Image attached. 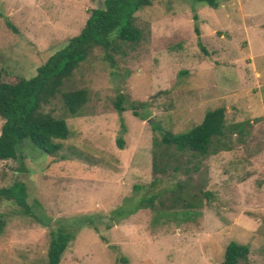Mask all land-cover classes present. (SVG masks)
Instances as JSON below:
<instances>
[{
    "label": "rangeland",
    "instance_id": "374dc122",
    "mask_svg": "<svg viewBox=\"0 0 264 264\" xmlns=\"http://www.w3.org/2000/svg\"><path fill=\"white\" fill-rule=\"evenodd\" d=\"M104 1L0 0V72L35 76ZM217 3L153 0L138 13V46L114 68L97 50L76 73L90 94L87 114L68 118L61 151L50 156L26 139L16 160L0 161V188L24 183L32 210L0 205V264H48L60 225L76 236L61 264H219L231 242L264 264V0ZM121 93L123 113L114 105ZM219 108L226 126L243 130L227 129L230 150L192 174L200 199L181 211L168 191L183 175L154 183V127L189 132ZM155 195L154 207L125 215Z\"/></svg>",
    "mask_w": 264,
    "mask_h": 264
},
{
    "label": "trees",
    "instance_id": "16d2710c",
    "mask_svg": "<svg viewBox=\"0 0 264 264\" xmlns=\"http://www.w3.org/2000/svg\"><path fill=\"white\" fill-rule=\"evenodd\" d=\"M198 1L212 8L219 7L217 0ZM152 4L153 0H105L103 7L90 11L81 33L56 51L37 69L35 76L28 79L9 71L0 72V118L4 120L0 134V161L16 160L18 147L26 139L50 156L61 151L60 141L72 136L68 118L87 114L90 94L88 89L76 87V73L91 55L97 54V50H100L101 61L114 68L117 56L125 55L128 46H138L143 41L144 31L138 26V13ZM8 25L13 28L10 23ZM125 102L122 93L116 97L114 105L119 113L127 110ZM225 113L224 108L210 111L200 125L184 133L175 134L161 126L154 127V132L160 135H156L153 141L154 183L163 177L183 175H180L183 180L179 179L168 191L172 205L181 211L194 209L193 202L200 199L197 190L192 191V174L201 171L199 165L204 159L230 150L224 141L228 137L227 129L243 130L239 124L226 126ZM135 116L140 115L135 112ZM118 142L123 149V139ZM156 199V195L144 198L136 209L124 214L127 216L147 205L154 207ZM3 202H15L24 212L32 213L24 183L0 188V205ZM161 205L166 208V202L162 201ZM3 227L4 222H0V233ZM75 237V232L66 225L51 231L48 264H61ZM250 253L249 246L231 242L219 264H250Z\"/></svg>",
    "mask_w": 264,
    "mask_h": 264
}]
</instances>
